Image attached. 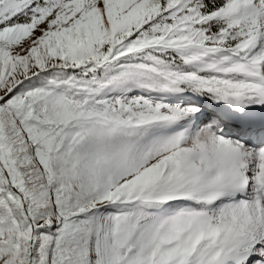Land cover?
<instances>
[{
  "label": "snow or ice",
  "instance_id": "snow-or-ice-1",
  "mask_svg": "<svg viewBox=\"0 0 264 264\" xmlns=\"http://www.w3.org/2000/svg\"><path fill=\"white\" fill-rule=\"evenodd\" d=\"M0 264H264V0H0Z\"/></svg>",
  "mask_w": 264,
  "mask_h": 264
}]
</instances>
